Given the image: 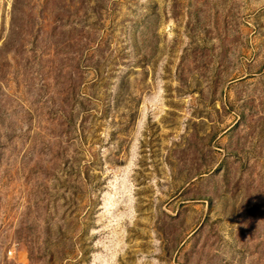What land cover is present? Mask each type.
Listing matches in <instances>:
<instances>
[{
    "label": "rangeland",
    "instance_id": "obj_1",
    "mask_svg": "<svg viewBox=\"0 0 264 264\" xmlns=\"http://www.w3.org/2000/svg\"><path fill=\"white\" fill-rule=\"evenodd\" d=\"M0 264H264V0H0Z\"/></svg>",
    "mask_w": 264,
    "mask_h": 264
}]
</instances>
